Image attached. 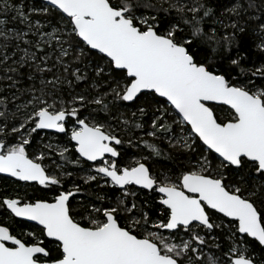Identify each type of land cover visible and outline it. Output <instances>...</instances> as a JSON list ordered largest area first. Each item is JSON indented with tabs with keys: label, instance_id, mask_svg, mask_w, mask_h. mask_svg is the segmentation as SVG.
I'll return each instance as SVG.
<instances>
[{
	"label": "snow or ice",
	"instance_id": "obj_1",
	"mask_svg": "<svg viewBox=\"0 0 264 264\" xmlns=\"http://www.w3.org/2000/svg\"><path fill=\"white\" fill-rule=\"evenodd\" d=\"M0 175V264H264V0H0Z\"/></svg>",
	"mask_w": 264,
	"mask_h": 264
},
{
	"label": "trees",
	"instance_id": "obj_2",
	"mask_svg": "<svg viewBox=\"0 0 264 264\" xmlns=\"http://www.w3.org/2000/svg\"><path fill=\"white\" fill-rule=\"evenodd\" d=\"M78 183H82V182H78ZM83 187L85 189L84 195H82L84 199H94V192L100 191V189L96 188L95 185H92L91 188H89L88 185L86 186L83 185ZM25 191L29 193V191L25 189L21 184L16 183L7 178L0 177V196L6 194H15V193H19L22 196L24 195ZM27 227L29 226L27 225Z\"/></svg>",
	"mask_w": 264,
	"mask_h": 264
},
{
	"label": "flooded vegetation",
	"instance_id": "obj_3",
	"mask_svg": "<svg viewBox=\"0 0 264 264\" xmlns=\"http://www.w3.org/2000/svg\"><path fill=\"white\" fill-rule=\"evenodd\" d=\"M133 155H134V150L133 149H131L130 147H128V148H125V151H124V158H125V160L127 161V160H129L131 157H133ZM8 179V178H7ZM10 180H12L13 181V179H10ZM16 183H19V184H21L22 185V183L21 182H16ZM28 191H29V194H31V189H27ZM82 195H84V193L83 194H81V195H78L77 196V199L79 198V199H84L83 197H82ZM23 196V195H22ZM29 227H27L25 230L27 231V230H29V228H31L32 227V224L31 223H28V222H25Z\"/></svg>",
	"mask_w": 264,
	"mask_h": 264
},
{
	"label": "rangeland",
	"instance_id": "obj_4",
	"mask_svg": "<svg viewBox=\"0 0 264 264\" xmlns=\"http://www.w3.org/2000/svg\"><path fill=\"white\" fill-rule=\"evenodd\" d=\"M126 148H128V147L126 146ZM130 148L134 150V155H133V157L130 158V159H132V158H134L136 156V154L140 151V149H138L136 147H130ZM81 175H84V173L82 172ZM72 179H77V178L73 177ZM77 182H82V181L77 179ZM84 186H86V185H84ZM78 200H80V199L78 198Z\"/></svg>",
	"mask_w": 264,
	"mask_h": 264
},
{
	"label": "water",
	"instance_id": "obj_5",
	"mask_svg": "<svg viewBox=\"0 0 264 264\" xmlns=\"http://www.w3.org/2000/svg\"><path fill=\"white\" fill-rule=\"evenodd\" d=\"M0 177H3L2 175H0ZM3 178H6V177H3ZM8 179H12V178H8ZM28 223H31L32 224V222H28Z\"/></svg>",
	"mask_w": 264,
	"mask_h": 264
}]
</instances>
